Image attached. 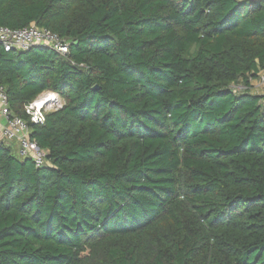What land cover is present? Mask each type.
Here are the masks:
<instances>
[{
    "label": "trees",
    "instance_id": "trees-1",
    "mask_svg": "<svg viewBox=\"0 0 264 264\" xmlns=\"http://www.w3.org/2000/svg\"><path fill=\"white\" fill-rule=\"evenodd\" d=\"M31 23L67 53L0 45L46 151L0 142V264H264V0H0ZM47 90L62 106L32 123Z\"/></svg>",
    "mask_w": 264,
    "mask_h": 264
},
{
    "label": "built area",
    "instance_id": "built-area-1",
    "mask_svg": "<svg viewBox=\"0 0 264 264\" xmlns=\"http://www.w3.org/2000/svg\"><path fill=\"white\" fill-rule=\"evenodd\" d=\"M0 45L5 51L11 49L25 51L32 46L42 45L61 54L67 53V44L63 39L49 29L39 27L34 23L20 29L0 25ZM261 81H264V73L261 75ZM238 86L241 90L244 88L241 85ZM62 103L63 99L57 92L47 90L26 103L24 112L30 122L42 124L46 113L60 108ZM0 114L5 119V124L0 127V142L14 140L17 144L16 154L20 158H31L36 167L44 165L46 151L39 148L30 138L27 121L11 112L7 94L2 85H0Z\"/></svg>",
    "mask_w": 264,
    "mask_h": 264
},
{
    "label": "crops",
    "instance_id": "crops-1",
    "mask_svg": "<svg viewBox=\"0 0 264 264\" xmlns=\"http://www.w3.org/2000/svg\"><path fill=\"white\" fill-rule=\"evenodd\" d=\"M256 80L260 81V77L259 78L256 77V78L251 79V81H250V92H252L254 94L264 95V82H263L262 86L256 87V86L261 84L260 82H256ZM4 124H5V119L0 114V127ZM5 143L7 144V146H10L12 148V150L16 153L17 144L14 140L5 141Z\"/></svg>",
    "mask_w": 264,
    "mask_h": 264
},
{
    "label": "rangeland",
    "instance_id": "rangeland-1",
    "mask_svg": "<svg viewBox=\"0 0 264 264\" xmlns=\"http://www.w3.org/2000/svg\"><path fill=\"white\" fill-rule=\"evenodd\" d=\"M256 82H260L261 83L260 85H258L256 87L262 86V84H263L264 81H261V75H260V81L259 80H256ZM233 89L239 90L240 87L237 84H235V85H233Z\"/></svg>",
    "mask_w": 264,
    "mask_h": 264
}]
</instances>
